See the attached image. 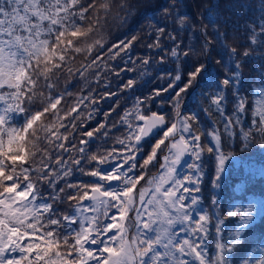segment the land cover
<instances>
[{"label": "snow or ice", "instance_id": "1", "mask_svg": "<svg viewBox=\"0 0 264 264\" xmlns=\"http://www.w3.org/2000/svg\"><path fill=\"white\" fill-rule=\"evenodd\" d=\"M93 7V4L86 7L82 0H0V103L5 105L0 110V264H207L205 249L210 217L201 207L200 197L195 195L200 192L204 175L203 148L201 136L194 132L189 123L196 121L198 113L182 116L179 112L182 94H187L196 86L207 72L206 65L200 64L194 71H189L186 81L179 69L174 77L167 73L172 82L163 90L175 91L173 101L177 110V118L171 126L166 125L165 116L146 107L147 102L152 100L151 96L144 100L137 97L133 108L125 110L113 124V127L126 126L124 138L115 141L121 145L120 150L113 148L106 155H88L89 145L95 142L101 130H104L106 142L109 130H105L107 126L104 123L96 129L84 131L79 147L72 143L75 137L59 132L57 124L65 127L59 114L61 109L58 108L61 97L49 95L42 110L32 111L39 76L42 74L47 80L53 67L59 69L62 66L61 63L53 64L54 58L65 62L70 49L77 53L82 51L74 46L73 39L67 37H83L91 30H82L78 21L86 19L85 14ZM101 7L107 9L109 0H105ZM215 7L214 4L208 9L209 24L216 23L218 13H215ZM177 22L183 26L184 18ZM250 28L251 43H264L260 40V36L264 35V19L260 20L259 32L255 26L250 25ZM136 40L137 37L132 36L130 40L114 44L108 49L105 60L97 56L90 63L82 65L79 74L83 77L86 72L94 71L97 83L103 80V87L110 88L109 74L120 79L122 73L133 70L127 67L129 62L136 65L129 52ZM165 40L173 44L170 51L165 47ZM96 44L103 48L100 41H96ZM148 47L164 52L159 61L161 64L169 58L177 62L180 60L181 45L177 37L163 27L156 29V39ZM87 50L91 52L92 46L89 45ZM232 55H235V50ZM183 56L187 58L188 52L184 51ZM118 57L124 62V67L107 63ZM150 63L148 56L141 59L145 67ZM239 68L237 63L235 70L222 80L223 87L212 97L215 111L220 113L223 122V131L229 136L233 135L234 125L241 123V117L246 112V101L237 94ZM180 83L182 87H179ZM134 84L133 79H128L121 90L132 89ZM47 87L51 90L52 83H48ZM228 87L236 95L231 117L225 115ZM254 91L260 97L253 111L252 126L264 135V80ZM116 95L115 92L105 91L101 99ZM85 101L99 103L90 92L88 96L79 97L67 115L77 112ZM84 106L91 107L87 119H92L95 107L89 104ZM51 110H55L52 112L54 124L46 129L51 137L46 139H49L56 159L53 162L46 155L40 162L41 166L31 169L25 166L34 157L33 140L28 138L30 130L31 135L36 136L34 125ZM145 111L151 114L145 115ZM10 113L22 116L24 122L15 126L10 122ZM81 115L82 112L77 113L67 122L73 125L72 131L78 130L75 122ZM109 115L104 113L105 119ZM256 117H259L258 123ZM83 123L81 121L80 126ZM208 136L214 141V148L208 147L207 151L215 156L213 186L218 188L228 156L221 150L220 132L215 127L208 132ZM244 139L248 141V133H244ZM65 140L71 147L64 143ZM148 144H151L150 152L139 167L147 168L157 159L159 150L165 153L160 164L163 171L148 179L149 188L139 189L137 202L134 189L144 175L130 173L137 168V161ZM77 152L79 155H74ZM65 153L68 154L67 159L64 158ZM186 156L190 160L185 161ZM93 161L95 168L88 170L87 165ZM32 171L39 173V179L51 190L50 193L45 194L40 185L30 178ZM79 176L97 179L85 182ZM69 178L76 182H70ZM61 182L62 187L59 186ZM65 196L72 210L70 213L61 212L57 207V204L65 202ZM213 204H217L216 199H213ZM113 209L116 210L115 214L110 215ZM133 211L134 224H126L129 212ZM227 216L237 217V212L229 211ZM217 219L219 222L215 227L219 233L223 221ZM250 219V215H241L239 227L242 229ZM105 220L111 222L105 223ZM129 227L134 228L130 239ZM235 235L238 243L240 231ZM62 248L66 251H61ZM216 248L218 252L211 264H229L225 245L217 243ZM227 251L231 252L232 247H228ZM16 252L20 253L18 258L6 255ZM258 264H264V260Z\"/></svg>", "mask_w": 264, "mask_h": 264}, {"label": "trees", "instance_id": "2", "mask_svg": "<svg viewBox=\"0 0 264 264\" xmlns=\"http://www.w3.org/2000/svg\"><path fill=\"white\" fill-rule=\"evenodd\" d=\"M82 2L86 7L88 4L94 5L85 14L86 19L78 21L82 30H91L87 31L83 37H67V39H73L74 46L80 47L82 51L77 53L74 49H70L65 62L54 58L53 64L61 63L62 66L59 69L53 67L47 80L44 75L39 76L35 88L36 102L31 106L33 113L36 110H42L49 95L53 98L61 97L58 108L61 109L59 114L63 117L62 122L65 123V127H59L57 124L59 132L75 137L72 143L79 147V140L84 131L96 129L104 123L107 126L105 130H109V136L105 142L104 130H101L95 142L89 145L88 155H106L113 148L120 150L121 145L115 141L117 138H124L126 126L113 127V124L119 120L125 110L133 108L137 97L144 100L151 96L152 100L147 102L146 107L165 116L166 125L171 126L177 118V110L174 108L173 101L175 91L163 90L172 82L167 73L170 72L174 77L176 70L179 69L186 81L189 71H194L200 64L206 65L207 72L191 91L182 94L179 107L182 116L198 113L196 121H189V123L192 124L194 132L201 136L200 143L203 148L204 175L200 192L195 195L200 197V205L210 217L206 234L205 260L207 264H211L218 252L217 243L225 245V255L229 264H245V262L258 264L259 261L264 260V135L252 126L253 111L257 108L260 97V94L254 90L264 80V43L253 45L250 39V25L255 26L259 32L260 20L264 19V0H109L107 9L101 7L105 0H82ZM214 4L216 5L214 11L218 13V16L215 24H209L208 9ZM166 9L167 12H165ZM182 17L184 18L183 26L177 22ZM160 27L165 28L166 32L171 31L177 37V42L181 45V56L178 62L169 58L161 64L159 61L164 52L149 49L148 45L155 41L156 29ZM132 36H136L137 40L133 41L129 52L136 60V65L129 62L127 67L133 70L122 73L120 79L109 74L110 88L103 87V80L97 83L94 71L86 72L83 77L79 74L78 70L82 65L90 63L97 56L105 60L109 48L120 41L130 40ZM260 40L264 41V35L260 36ZM96 41H100L103 48L97 45ZM206 42L207 47H205ZM164 44L170 51L173 44L167 40ZM89 45L92 46L91 52L87 50ZM233 50L235 55H232ZM184 51L188 52L187 58L183 56ZM245 52H248V55H245ZM145 56L151 58V63L147 67L141 64V59ZM107 63L124 67V62L119 57L116 60H108ZM237 63L240 65L237 94L244 97L246 112L241 117V123L234 125L233 135L229 136L223 131V122L220 113L215 111L212 97L223 87L222 80L235 70ZM49 67L52 66L49 65ZM161 77L165 78L161 79ZM128 79L135 81L134 87L121 90ZM48 83L53 85L51 90L47 87ZM182 86L183 84L180 83L179 87ZM176 90L178 91V88ZM105 91L115 92L117 95L101 99ZM90 92L96 100H99L98 104L93 101L84 102L96 109L92 119H87L91 114V107L86 108L84 104L77 108V112L71 113V116L67 115L77 104L78 98L88 96ZM157 92L159 95H156ZM226 95L228 100L225 105V115L231 117L235 110L236 95L231 87L226 89ZM3 107L5 105L0 103V110ZM53 111L55 110L45 113L41 120L36 122L34 125L36 136H32V130H30L28 138L33 140L34 157L26 162V167L36 169L41 166L40 162L46 155L50 156L53 162L56 159L55 151L49 143L50 133L46 130L54 124ZM81 112L83 115L75 122L78 130L72 131L73 125L67 122ZM106 112L110 114L107 119L104 116ZM144 114L148 115L150 112L145 111ZM9 116L10 122L15 126H20L24 122L22 116L18 114L10 113ZM256 120L258 123L259 117H256ZM81 121H84L82 126H80ZM213 127L220 132L221 150L228 156L218 188L213 186L216 175L215 156L207 151L208 147L214 148V141L208 136V132ZM65 128H68L67 132ZM244 133L249 134L247 142L244 139ZM64 143L68 144V141L65 140ZM98 145H100L99 148ZM68 146L71 147L70 144ZM150 149L151 144H148L137 161V168L130 173L135 176L141 173L144 175V179L138 182L134 192L143 185L149 188L148 179L157 176L161 171L159 168L165 153L159 150L157 159L147 168L139 167ZM74 155L78 156L79 153ZM64 158H68L67 153ZM184 160L188 161L190 157L186 156ZM95 166L93 161L87 165V169L92 170ZM104 167L107 168V166ZM30 178L40 185L45 194L50 193L51 190L39 179L38 172L32 171ZM20 179L22 180L23 177ZM79 179L90 182L97 178L79 176ZM69 180L76 182L73 178ZM59 186L62 187L63 182ZM64 199L65 202L57 204V207L61 212L70 213L72 210L66 196ZM213 199L217 200L216 205L213 204ZM115 211L113 209L110 215L115 214ZM229 211L237 212V217H228ZM241 215L251 216L242 229L239 227ZM128 216L126 224H134V211L129 212ZM217 218L223 221L220 223L219 233L215 227L219 222ZM108 222L111 221L105 220V223ZM238 230L240 236L237 243L235 234ZM133 234L134 228L129 227V239ZM228 247H232L231 252L227 251ZM61 251L66 250L62 248ZM6 255L9 258H18L20 253H6Z\"/></svg>", "mask_w": 264, "mask_h": 264}, {"label": "rangeland", "instance_id": "3", "mask_svg": "<svg viewBox=\"0 0 264 264\" xmlns=\"http://www.w3.org/2000/svg\"><path fill=\"white\" fill-rule=\"evenodd\" d=\"M178 139V138H177ZM162 163H163V161H162ZM159 169H161V168H159ZM163 170L161 169V171L160 172H162ZM160 172H159V174H160ZM158 174V175H159ZM157 175V176H158ZM153 177H155V176H153ZM146 187V185H143V186H141L140 188H145ZM150 187V186H149ZM139 188V189H140ZM139 189H137V191L136 192H134L135 194H136V199H137V202H138V194H139Z\"/></svg>", "mask_w": 264, "mask_h": 264}, {"label": "water", "instance_id": "4", "mask_svg": "<svg viewBox=\"0 0 264 264\" xmlns=\"http://www.w3.org/2000/svg\"><path fill=\"white\" fill-rule=\"evenodd\" d=\"M150 114H151V113H150ZM150 114H149V115H150ZM158 115H162V114H158ZM165 121H166V119H165Z\"/></svg>", "mask_w": 264, "mask_h": 264}]
</instances>
